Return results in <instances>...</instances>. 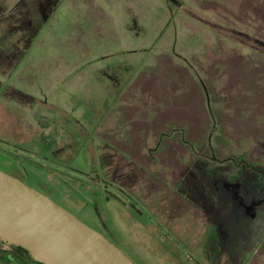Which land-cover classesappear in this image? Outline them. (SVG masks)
<instances>
[{"label": "rangeland", "instance_id": "obj_1", "mask_svg": "<svg viewBox=\"0 0 264 264\" xmlns=\"http://www.w3.org/2000/svg\"><path fill=\"white\" fill-rule=\"evenodd\" d=\"M0 139L136 264H264V0H0Z\"/></svg>", "mask_w": 264, "mask_h": 264}, {"label": "water", "instance_id": "obj_2", "mask_svg": "<svg viewBox=\"0 0 264 264\" xmlns=\"http://www.w3.org/2000/svg\"><path fill=\"white\" fill-rule=\"evenodd\" d=\"M0 240L44 264H136L104 234L2 169Z\"/></svg>", "mask_w": 264, "mask_h": 264}, {"label": "trees", "instance_id": "obj_3", "mask_svg": "<svg viewBox=\"0 0 264 264\" xmlns=\"http://www.w3.org/2000/svg\"><path fill=\"white\" fill-rule=\"evenodd\" d=\"M0 141H2V140L0 139ZM25 152H26V155L28 157L23 155V154H25ZM38 155H40L39 152L34 151V150H30V149H26V148L16 147L14 150H8L7 148L0 146V156L2 157V160H3L1 162V165L9 166L10 164H12L13 166H17L18 169L14 170V173H11V175L16 176L17 178H19L20 180H22L26 184H27V182L25 180L28 177H30L31 175H35L36 173H39L38 172L40 170L39 165H41V163H40V161L39 162L36 161V159H37L36 157H39ZM33 156L36 159H34ZM27 159H30V160H27ZM45 160H47V162L49 163L48 167L51 166L49 169L50 172L53 170L52 164L56 165L60 162V160L57 161V159L55 160V159L45 158ZM61 164H63V162ZM65 166L72 168V170H76L77 172L84 174L85 176H88L92 173L90 170L77 168L75 165L72 166V165L66 164ZM59 174H61V173H59ZM74 179L76 181L80 182L79 185H80L81 189L85 190L86 186L90 185V184H87V181H89V179L91 180V178H86L85 180H84V178H74ZM97 180H99V177L94 178L93 181L95 183L92 184V185H94V190H96V191L98 189ZM60 181L61 180H57L56 184L61 185ZM67 184H70V182H67ZM79 185H78V187H76V189H77L76 192L82 194L84 190H80ZM64 188L66 190V186L64 187V185H61V189L63 192H65ZM58 190H60V189H58ZM67 192H70L69 189L67 190ZM114 241L115 240H113L112 242H114ZM0 244L6 245L7 247H9V250L0 249V264H30L32 262L35 264H44V263L36 260L28 250L24 249L21 246L14 245V244H6L1 240H0Z\"/></svg>", "mask_w": 264, "mask_h": 264}, {"label": "crops", "instance_id": "obj_4", "mask_svg": "<svg viewBox=\"0 0 264 264\" xmlns=\"http://www.w3.org/2000/svg\"><path fill=\"white\" fill-rule=\"evenodd\" d=\"M114 243H116L117 244V242L116 241H114ZM174 256H176V258H174L175 259V263H177V264H182V263H184V264H186V262L183 260L182 262H181V260H179V257H180V255H174ZM184 255H182V257H183ZM183 258H185L186 260H190V259H188V256H184ZM182 258V259H183Z\"/></svg>", "mask_w": 264, "mask_h": 264}, {"label": "flooded vegetation", "instance_id": "obj_5", "mask_svg": "<svg viewBox=\"0 0 264 264\" xmlns=\"http://www.w3.org/2000/svg\"><path fill=\"white\" fill-rule=\"evenodd\" d=\"M29 178V177H28ZM48 188H50V186L48 187ZM40 191V190H39ZM42 192V191H41ZM45 194V193H44ZM47 195V194H46ZM49 196V195H48ZM50 197V196H49ZM51 198V197H50ZM59 204V203H58ZM64 207V206H63ZM66 208V207H65ZM67 209V208H66ZM69 210V209H68ZM70 211V210H69ZM71 212V211H70ZM104 230V229H103ZM99 231V230H98ZM99 232H101V231H99ZM102 234H104L108 239H110V237H108V235L107 234H105V233H103V232H101ZM111 241H113L112 239H110ZM30 264H35V263H30Z\"/></svg>", "mask_w": 264, "mask_h": 264}]
</instances>
